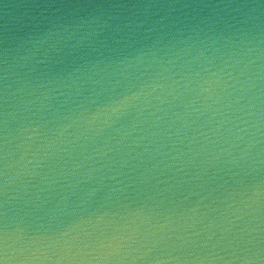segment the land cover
Masks as SVG:
<instances>
[{"label": "water", "instance_id": "water-1", "mask_svg": "<svg viewBox=\"0 0 264 264\" xmlns=\"http://www.w3.org/2000/svg\"><path fill=\"white\" fill-rule=\"evenodd\" d=\"M0 264H264V0H0Z\"/></svg>", "mask_w": 264, "mask_h": 264}]
</instances>
